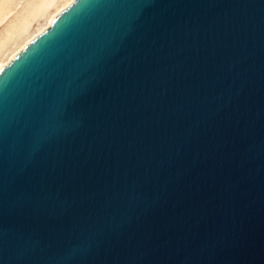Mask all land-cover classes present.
Wrapping results in <instances>:
<instances>
[{"label": "water", "instance_id": "obj_1", "mask_svg": "<svg viewBox=\"0 0 264 264\" xmlns=\"http://www.w3.org/2000/svg\"><path fill=\"white\" fill-rule=\"evenodd\" d=\"M0 264H264V0H74L1 68Z\"/></svg>", "mask_w": 264, "mask_h": 264}, {"label": "bare ground", "instance_id": "obj_2", "mask_svg": "<svg viewBox=\"0 0 264 264\" xmlns=\"http://www.w3.org/2000/svg\"><path fill=\"white\" fill-rule=\"evenodd\" d=\"M74 0H0V69Z\"/></svg>", "mask_w": 264, "mask_h": 264}]
</instances>
